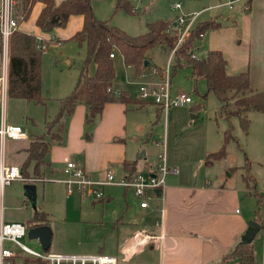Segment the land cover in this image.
Returning a JSON list of instances; mask_svg holds the SVG:
<instances>
[{
	"label": "crops",
	"instance_id": "1",
	"mask_svg": "<svg viewBox=\"0 0 264 264\" xmlns=\"http://www.w3.org/2000/svg\"><path fill=\"white\" fill-rule=\"evenodd\" d=\"M61 1L63 0H55L56 3ZM195 1H191V4ZM197 1L202 8L216 0ZM191 4L188 7L192 10ZM138 5L143 4L140 1ZM43 7V2H35L27 19L19 21L18 29L34 35L38 40H45L46 51L55 50L62 54L65 46L76 43L69 39L82 28L84 18L80 14H73L64 26L42 31L36 25V19ZM225 11L226 14L222 11H210L201 19V22L214 20L215 27L205 31L199 43L200 51L204 55L209 50L221 51L226 60L228 74L247 70L251 88L264 91V0H249L247 8H243L240 2L234 10ZM93 12L97 18L104 20L94 7ZM176 14L166 21L172 22ZM76 45L79 46L77 43ZM153 49L147 56L151 66L145 72H152L156 77L152 76L151 79H158L163 68L152 62ZM156 49L164 53L161 49ZM78 50L83 52L80 60L82 63L85 48L79 46ZM117 56L123 61L121 53L116 50L111 58L113 65ZM65 57L64 62L70 63L67 56ZM54 59V67L50 73L41 59V96L44 102L38 105L46 112L43 129L40 132H30L26 124L30 123L32 127H36V124L34 118L27 114L15 116L10 112L8 115V121L22 125L29 132L30 139L45 131V122L55 117L60 108V99L70 94L78 78L79 67L78 73H66V69L57 64L58 58L54 56ZM126 67L134 69L130 65ZM182 68H187L192 78L190 66L183 65ZM94 72L95 64L92 62L88 73L93 75ZM175 74L176 71L171 76V82ZM132 75L139 76L135 69L134 72L132 70ZM192 80L193 89L198 93L196 83L203 81L205 84V80ZM120 81L115 69L112 89L116 94L124 93L126 100L105 103L102 112L93 122H86L87 105L84 102H78L72 113L63 115L61 140L50 144L45 157L48 165L44 167V180L28 183L36 185V193L37 183H44L45 178H49V182L61 184L65 189L55 179L62 178V168L68 160L80 162L93 178L104 177L108 170L113 171L116 179L128 173H148L156 167L158 156L163 153L166 164L178 167L179 173L167 176L162 197L151 200L147 208L139 206V199L131 189L117 185L105 186V197L102 200L95 201L85 197L92 203H100L101 209L111 208L116 204L112 213L103 215L101 221L85 224L102 231L105 240L115 236L114 248H108L104 244L86 254L113 256L118 264H238L236 260L224 262L223 259L241 241L249 221L255 220L260 224V229L253 240L254 261L255 264H264V111L249 112L248 131L242 130L244 147L240 148L241 164H221L228 172L223 175L222 170L220 173L214 168L217 162L225 160L226 157L214 161L210 166L204 164L205 155L219 150L222 146L223 135L215 131L216 127L210 125L209 128L204 118H198L202 99L198 102L193 100L188 107L162 109L140 100L138 92L132 90L131 84L119 86ZM172 85L173 90H182L173 82ZM9 100L24 108L29 103L36 104L21 99ZM230 122L233 127L236 124L240 126L236 117ZM30 139L8 141L5 145L6 163L21 167ZM231 141L237 142L234 139ZM247 162L252 191H256L262 199L259 206L243 179L241 168ZM239 167L241 168L237 169ZM25 183L27 182H23V185ZM18 194L20 193L17 196ZM73 194L75 193L67 195ZM22 196L24 202L29 201L23 194V186ZM4 198L7 200L5 193L2 199L3 220L18 222L12 221V216H7ZM161 205L164 207L162 217L158 212ZM257 208L259 220L254 217ZM35 212L34 210L32 215H26V227L48 224L47 214L43 211L41 213L46 215L45 220L32 221ZM157 221H161L162 226L157 225ZM136 231L154 235L162 232L163 238L160 244L139 246L130 251V239ZM6 246L16 254L13 264H30L25 261L28 256L15 249L11 243Z\"/></svg>",
	"mask_w": 264,
	"mask_h": 264
},
{
	"label": "trees",
	"instance_id": "2",
	"mask_svg": "<svg viewBox=\"0 0 264 264\" xmlns=\"http://www.w3.org/2000/svg\"><path fill=\"white\" fill-rule=\"evenodd\" d=\"M37 1L44 3V7L36 19V25L42 31H51L66 24L70 15L83 16V26L69 41L76 42L85 48V58L80 67L77 81L69 95L60 99V108L55 117L45 122V131L33 136L25 149L26 157L22 163L21 174L26 178L41 180L44 176V167L48 165L46 155L53 141L60 142L63 132L61 119L64 114L72 113L78 102L87 105L86 122L91 123L100 115L105 103L110 101H125L124 93L116 94L112 89L115 78V69L109 54L113 49L118 50L126 65L133 66L140 74L147 67L143 61L147 59L151 49L159 48L164 53L169 52L177 41V35L172 22L154 21L146 24V31L132 36L112 25L110 20H101L93 12V0H16V11L21 20L27 19L33 4ZM249 2V0L247 1ZM115 8H123L134 12L129 0H115ZM20 20V21H21ZM215 27L214 20L198 23L196 28L184 40L175 55L172 74L182 61L191 68L193 79L205 80V98L213 94L220 102V116L230 122L233 117L238 118L240 127L248 131L251 111H264V91L252 89L247 70L236 74L226 72V60L219 50H209L206 55L192 59L187 50L198 44L199 34ZM40 42L46 45L45 40ZM39 40L32 34H27L18 28L9 37L8 49V99H21L27 102L42 104L41 96V59L44 51L39 49ZM47 47V45H46ZM47 50V49H46ZM95 64L93 75L88 73L91 63ZM56 63V61H55ZM231 126V125H230ZM232 126L223 133V144L219 150L205 155L204 164L210 166L214 161L226 157V144L234 139L231 133ZM243 179L247 186L252 182L248 175V162L242 167ZM258 206L262 202L260 195L252 191ZM36 211V210H35ZM255 219L259 220V208L254 212ZM46 215L36 211L32 221L45 220ZM254 240V239H253ZM253 240L239 241L227 254L223 261L236 260L238 264H255Z\"/></svg>",
	"mask_w": 264,
	"mask_h": 264
},
{
	"label": "rangeland",
	"instance_id": "3",
	"mask_svg": "<svg viewBox=\"0 0 264 264\" xmlns=\"http://www.w3.org/2000/svg\"><path fill=\"white\" fill-rule=\"evenodd\" d=\"M134 12H128L123 8H115V0H93V7L96 8L98 14L102 16V19L110 20L112 25L121 28L123 31L129 35L136 36L142 34L146 31V24L154 21H166L169 18L175 16L174 10L171 8L172 3L175 0H140L141 4L138 5L135 0H129ZM184 4L183 9L185 12H190L192 10H197L200 8L199 2L196 0L191 4L193 0H181ZM191 4L192 10L188 7ZM187 5V7H186ZM145 6V10H143ZM223 14L227 12L221 10ZM208 13L202 15L205 18ZM200 43V41H198ZM79 46L76 43L68 44L62 49V54L55 50H48L42 54V63L47 67L48 73L53 70L54 67V56L58 58L57 64L65 68L66 73H78V67H80V60L83 54L82 50H78ZM54 52V53H53ZM116 52V49L113 50ZM153 58L152 62L161 68H165L167 64V54L161 53L158 49L154 48L152 50ZM200 57L204 56L203 52L200 51ZM70 60V63L66 64L64 61L66 57ZM149 58V57H148ZM114 65L116 69V75L121 79L119 86L124 84H131L132 90L136 93L138 92V81H140V76H133L132 70L124 65L122 58L117 56L114 59ZM172 64V69H173ZM183 65H188L186 62L182 61V66L175 69L176 74L172 78L174 85L178 86L183 91L189 92L193 100L198 102L200 99L202 105L200 106V113L198 118H204L208 124L212 127H216L215 131L223 135L224 131L231 126V122L225 118L220 117V102L213 94H208L205 98L201 96L206 92V87L203 81H198L196 83V88L198 93L193 89L194 81L190 77V73L187 68H182ZM145 72V71H143ZM142 72V73H143ZM49 75V74H48ZM47 75V78H48ZM152 72H145L143 80L148 81L152 78ZM48 81H50L48 79ZM45 88H47L45 86ZM8 115L11 114L15 116H23L27 114L34 118L36 127H32L30 123L26 124V127L31 132H40L43 129L44 118L46 116L45 110L41 105L29 103L26 108L24 106H18L15 102L8 99ZM24 103V102H23ZM10 105V108H9ZM228 121V122H226ZM236 121V120H235ZM231 133L234 136L235 141H229L226 144L225 150L227 152L226 159L217 162L214 169L218 170L223 175H227L226 166L227 162L239 165L241 163V149L244 147V134L242 129L238 124L232 125ZM240 147H239V144ZM241 148V149H240ZM241 167L237 168L240 169ZM242 169V168H241ZM244 175V170L242 169ZM49 179V178H47ZM37 183V199L36 207L33 208V204L29 201L24 202L22 196V186L23 182L20 180L13 181L4 188L5 196L4 206L6 208L7 216H12V221H18L27 226V221L25 219L26 215L33 214L34 210L38 212H45L47 214L48 226L51 231V243L49 247L50 252L63 253V254H86L91 251V249L104 246L108 248H114L116 237L105 238L104 233L100 230L91 228L85 225L88 222H98L101 221L103 215L111 214L113 209L116 208V204L112 205L111 208L101 209L100 203H92L90 200L86 199L85 196L77 194L74 192L72 196H68L66 190L61 184L49 182ZM249 182V188H251ZM17 193L18 194L17 196ZM123 206V204H122ZM123 234V232H122ZM23 241L30 247L42 250L41 245L38 241L24 237ZM25 261L30 264H42L40 261L26 257Z\"/></svg>",
	"mask_w": 264,
	"mask_h": 264
},
{
	"label": "built area",
	"instance_id": "4",
	"mask_svg": "<svg viewBox=\"0 0 264 264\" xmlns=\"http://www.w3.org/2000/svg\"><path fill=\"white\" fill-rule=\"evenodd\" d=\"M138 4L140 0H135ZM248 0H216L210 1L206 6L199 10L185 12L181 0H175L171 8L177 13L172 21V27L177 35V41L174 47L167 54V64L162 70L158 79L143 80L145 72L139 74L138 98L145 102L155 104L162 109L184 108L193 103V97L190 93L182 90H173L171 82L172 64L175 62V55L190 33L201 22V16L210 11L234 10L237 3H242L243 8H247ZM16 0H0V264H13L16 254L13 249L6 246L11 243L13 247L24 255L40 261L42 264H118L113 256L104 254H63L44 250H37L27 245L23 239L27 236V227L20 222H5L2 218L3 193L4 188L13 181L33 182V178L23 177L20 167L8 164L5 161V145L11 140H28L29 132L19 124L8 121V49L9 37L18 28L21 17L16 11ZM175 23V25H173ZM205 32L199 34L200 41ZM42 51H46V45L39 40L38 46ZM114 50V49H113ZM109 54L113 58L115 52ZM192 59L200 57V46L192 47L186 51ZM179 168L169 166L165 162L164 154L158 156V164L148 173L136 172L116 179L112 170L106 171L104 177L93 178L85 170L80 162L68 160L62 168V178L55 179L61 182L67 194L78 192L92 200L104 199V187L108 185H117L132 190L133 194L139 199V206L147 208L149 202L153 199H159L163 195L168 175H176ZM44 178L37 181H43ZM156 189L161 190L160 196L155 193ZM162 217L164 207L161 205L158 209ZM162 226L161 221L156 222ZM163 233L157 235L136 231L132 234L128 249L131 251L139 246L161 243Z\"/></svg>",
	"mask_w": 264,
	"mask_h": 264
},
{
	"label": "water",
	"instance_id": "5",
	"mask_svg": "<svg viewBox=\"0 0 264 264\" xmlns=\"http://www.w3.org/2000/svg\"><path fill=\"white\" fill-rule=\"evenodd\" d=\"M175 25V23H173ZM143 65L145 67H150L151 62L148 59H145L143 61ZM155 193L157 196H160L161 190L156 189ZM23 194L24 196L30 200V202L33 204V207H36V199H37V193H36V185L32 183H25L23 185ZM260 229V224L255 220H250L248 227L243 234L241 240L245 242L252 241L257 232ZM27 238L33 239L39 242V244L42 247V250L48 251L51 243V231L49 229V226L47 224H41V225H33L27 227Z\"/></svg>",
	"mask_w": 264,
	"mask_h": 264
}]
</instances>
